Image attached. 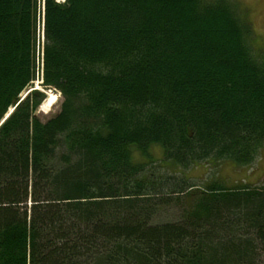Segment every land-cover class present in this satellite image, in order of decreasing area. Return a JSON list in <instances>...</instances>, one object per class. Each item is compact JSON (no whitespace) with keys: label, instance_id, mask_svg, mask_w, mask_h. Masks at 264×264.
I'll return each mask as SVG.
<instances>
[{"label":"trees","instance_id":"obj_1","mask_svg":"<svg viewBox=\"0 0 264 264\" xmlns=\"http://www.w3.org/2000/svg\"><path fill=\"white\" fill-rule=\"evenodd\" d=\"M255 33L239 0H0V264H264V183L185 173L264 150Z\"/></svg>","mask_w":264,"mask_h":264},{"label":"rangeland","instance_id":"obj_2","mask_svg":"<svg viewBox=\"0 0 264 264\" xmlns=\"http://www.w3.org/2000/svg\"><path fill=\"white\" fill-rule=\"evenodd\" d=\"M65 1V0H58ZM241 6L245 10L248 19L252 22L253 29L256 31L255 39L257 42L256 45L258 48L264 50V0H239ZM38 40L41 42V50L44 38V29H43V19L39 22L38 28ZM40 47V45H39ZM40 50V49H39ZM40 50V61L42 57V51ZM41 80H36L34 83V88L39 90H43L45 94H47V98L42 103V108L40 107L37 114L39 116H54L60 110L61 107V94L56 91L54 88L45 89ZM32 89V88H31ZM29 89L24 93V96L31 91ZM54 96L53 104L47 105L45 101ZM155 151V150H154ZM156 157H161L160 151L156 150ZM257 161L251 165L249 168H241L232 166V162H217L216 164H212L209 162H204L200 167H192L190 169H186L185 173L193 178L194 184L202 185L203 182H208L210 180H222L225 181L227 186L238 185L237 183L242 181L251 184H263L264 183V150L259 154V157L256 159ZM232 163V164H231ZM166 167H158L155 170L158 171V174H164L167 172ZM179 210L178 207H166L162 209L160 212V217L162 221L171 220L175 214L173 211ZM167 211V212H165ZM165 212V213H164ZM173 215V216H172Z\"/></svg>","mask_w":264,"mask_h":264},{"label":"bare ground","instance_id":"obj_3","mask_svg":"<svg viewBox=\"0 0 264 264\" xmlns=\"http://www.w3.org/2000/svg\"><path fill=\"white\" fill-rule=\"evenodd\" d=\"M54 100V96L53 97H51V98H49V99H47L46 101H45V104H47V105H52L53 104V101ZM42 108V107H41ZM43 109V108H42Z\"/></svg>","mask_w":264,"mask_h":264}]
</instances>
